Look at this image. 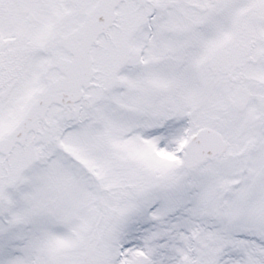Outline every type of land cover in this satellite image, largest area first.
<instances>
[{
    "label": "snow or ice",
    "instance_id": "obj_1",
    "mask_svg": "<svg viewBox=\"0 0 264 264\" xmlns=\"http://www.w3.org/2000/svg\"><path fill=\"white\" fill-rule=\"evenodd\" d=\"M0 264H264V0H0Z\"/></svg>",
    "mask_w": 264,
    "mask_h": 264
}]
</instances>
